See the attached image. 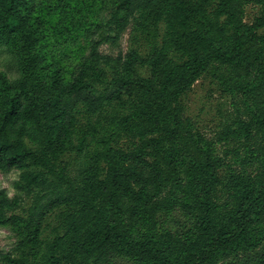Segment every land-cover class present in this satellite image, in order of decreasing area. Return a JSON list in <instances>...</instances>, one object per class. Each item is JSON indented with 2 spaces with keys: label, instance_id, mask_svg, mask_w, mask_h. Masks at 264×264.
<instances>
[{
  "label": "trees",
  "instance_id": "trees-1",
  "mask_svg": "<svg viewBox=\"0 0 264 264\" xmlns=\"http://www.w3.org/2000/svg\"><path fill=\"white\" fill-rule=\"evenodd\" d=\"M160 2L167 5L169 47L180 59L165 61L164 51L143 60L131 51L125 59L117 58L120 69L113 78L117 88L111 97L132 100L120 125L135 140L129 147L108 146L101 156L103 172L92 163L79 191L70 181L80 206L69 212L43 262L36 258L41 219L9 213L19 206V199L0 189V224L23 222L32 254L31 261L11 255H2L1 261L127 264L122 262L124 235L140 225L146 243L142 252H134L131 263L209 264L222 259L219 264H264V98H254L255 86L224 80L233 97L232 116L211 138L193 131L192 120L178 108L181 96L204 74L216 76L243 65L251 71L264 63V33L259 32L264 28V0H255L262 11L253 22L245 19L248 0H117L107 22L87 31L90 62L69 82L58 68L46 72V80L38 71L29 72L38 60L25 53L39 39L31 21L37 20L32 0H0V46L6 43L17 55L24 73L13 83L0 73V169L23 170L21 178L28 185L41 182L31 165H46L67 150L75 127V99L79 97L90 113L101 101L88 78L90 71L103 78L98 64L103 58L109 62L99 46L105 40L116 41L139 7L151 11ZM204 19L212 28L202 25ZM140 62L150 65L148 77L138 75ZM181 137L193 143L190 151L199 167L188 178L178 168L175 150L162 156V149ZM200 181L205 192L193 200Z\"/></svg>",
  "mask_w": 264,
  "mask_h": 264
},
{
  "label": "rangeland",
  "instance_id": "rangeland-1",
  "mask_svg": "<svg viewBox=\"0 0 264 264\" xmlns=\"http://www.w3.org/2000/svg\"><path fill=\"white\" fill-rule=\"evenodd\" d=\"M116 2L117 0H32L37 20L31 21L39 39L30 53L17 52L25 53L30 60H33V54L37 56L38 61L29 67V72L36 74L38 71L39 76L46 80L48 77L45 73L58 68L63 80L66 82L73 80L81 68L90 62L91 39L87 36V31L91 26L107 22ZM152 10L147 11L139 7L129 16L127 27L116 41L105 40L99 46L100 53L109 57V62L103 58L98 64L97 71L103 72V78H97L96 73L92 71L88 78L94 93L102 97L101 101L95 107V111L90 113L79 97L75 99L72 110L75 127L67 150L58 159H52L46 165L39 167L31 165L30 170L33 174H39L41 182L37 180L28 185L27 181L21 178L23 170L0 169V189L8 196L19 199V206L11 209L9 213L18 214L27 220H30L31 215H34L35 219H41L40 244L36 249V258L39 261L43 262L48 257L50 245L56 235L64 230L69 212H75L80 206L79 199L74 197L70 181L74 182L79 191L83 185V175L88 172V167L92 163H97V171L103 172L104 163L101 156L108 146L129 147L135 140L124 133L120 125L121 117L128 114L131 109V98L111 97L117 88L113 78L120 69L117 58L122 56L125 59L129 52L135 51L143 60H153L158 54L166 51L165 61L180 59V55L169 47L167 5L160 2ZM261 11L260 4L255 0H248L246 21L253 22ZM211 16L213 18V15ZM201 23L206 28H212L210 21L206 19ZM259 32L264 33V28L259 29ZM17 58L6 43L0 46V73L11 83L24 77L23 68ZM136 71L139 76L148 77L151 67L146 62H140L136 64ZM213 74L211 72L204 74L181 96L178 103L183 117L192 120L193 131H199L210 138L214 137L232 116L233 97L230 88L226 89L224 80L232 84L238 82L255 86L253 96L261 101L264 98V63L251 71L243 65L225 68L224 71L215 73L216 76ZM44 92L43 89L40 91ZM29 144L33 146L32 143ZM190 145L193 143L181 137L162 149V156H167L170 150L176 151L178 168L186 178L189 172H199ZM193 176L195 180L199 179L194 173ZM217 188L222 194V187ZM200 192H205L203 181H200L194 190L193 200L197 199ZM66 197L71 198L70 202H55ZM31 224L33 228L36 221H32ZM140 227L136 225L133 229L139 230L125 232V242L122 245V255H125L123 263L138 264L131 263L130 260L134 252H142L146 243ZM261 227L264 228V223ZM27 234L23 222L0 224V257L11 255L15 258L26 257L27 261H31L32 254L26 242ZM220 260L222 259H219V262ZM219 262L212 261L209 264ZM0 264L9 263L0 260Z\"/></svg>",
  "mask_w": 264,
  "mask_h": 264
}]
</instances>
